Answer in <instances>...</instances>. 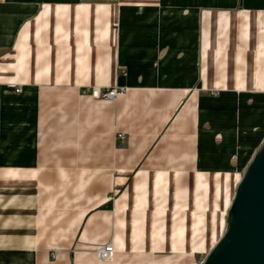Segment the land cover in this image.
Masks as SVG:
<instances>
[{
    "label": "crops",
    "instance_id": "crops-1",
    "mask_svg": "<svg viewBox=\"0 0 264 264\" xmlns=\"http://www.w3.org/2000/svg\"><path fill=\"white\" fill-rule=\"evenodd\" d=\"M263 147L264 0H0V264H78L88 212L211 253Z\"/></svg>",
    "mask_w": 264,
    "mask_h": 264
},
{
    "label": "rangeland",
    "instance_id": "rangeland-1",
    "mask_svg": "<svg viewBox=\"0 0 264 264\" xmlns=\"http://www.w3.org/2000/svg\"><path fill=\"white\" fill-rule=\"evenodd\" d=\"M89 90L92 92L96 90V88L94 90L90 88ZM121 92L122 91H120V93ZM96 98L115 100L117 97L115 99H109L103 96ZM88 184L89 182L85 183V185ZM217 189L218 187L214 188L215 195H217ZM89 191L90 189L88 188V186L86 187V190L81 189L79 192L76 189V186L72 187V189L70 190V196H69L70 202L68 204V207L64 205V208H67L68 216H70V219H72L74 215H77V213H79V210H82L84 208L81 201L87 200L86 211H88V207L92 206V204L88 202ZM175 203L176 201L171 200L170 203L167 204V207L170 208ZM125 217L127 218L129 216L126 215ZM94 220L96 219L94 218L93 213L88 212V215L85 218L86 225L84 224L80 230L74 229L77 233L78 231H80L78 237H81L83 233V238H85V242L77 241L75 245H72L70 248H68V250H71V254L73 253L74 255L76 253V256L77 254H80L77 256V260L79 261L78 264H97L96 259L93 255L96 254L97 258L99 259L98 254L96 252V247L101 246L99 245L101 243L111 242L117 233L120 234L122 233L121 237H123L124 240L126 241L128 240L127 242H129L130 237H132V235H130V229L114 230L107 228L106 227V225L108 224L107 218L99 219V221L96 224H102V225L97 227L95 226ZM170 221L172 220L167 221L168 224H171ZM200 225L201 226H199L198 228L193 229V234H191L189 240L185 241L181 245L180 247L182 248L181 250H176V248L173 247L171 242H163V243L158 242L149 245L151 249L153 248L152 250L149 249L147 251H139L138 249H136L134 245V241L130 240L131 242L129 243L131 245L129 246V250L122 249L123 251L117 252L118 254L116 258H115V254H116V250H115V254L112 259L106 261L100 259L99 260L101 262H104L102 264H204L205 261L210 257V253L204 252L203 247L204 246L208 247L207 243L210 244V239L212 237V232L214 228L220 226V224L215 219L212 226L207 224V221L203 222ZM74 230L73 231L70 230L66 238L70 237L71 239L72 237H74L75 236ZM170 231L174 232L175 230L173 231L170 228ZM65 247H69V246H65ZM155 248L158 249L155 250ZM56 255L57 252H54L52 258L54 259V256Z\"/></svg>",
    "mask_w": 264,
    "mask_h": 264
},
{
    "label": "water",
    "instance_id": "water-1",
    "mask_svg": "<svg viewBox=\"0 0 264 264\" xmlns=\"http://www.w3.org/2000/svg\"><path fill=\"white\" fill-rule=\"evenodd\" d=\"M204 264H264V147L238 187L227 235Z\"/></svg>",
    "mask_w": 264,
    "mask_h": 264
},
{
    "label": "built area",
    "instance_id": "built-area-1",
    "mask_svg": "<svg viewBox=\"0 0 264 264\" xmlns=\"http://www.w3.org/2000/svg\"><path fill=\"white\" fill-rule=\"evenodd\" d=\"M20 92V89L18 90ZM120 91L117 89H112V90H94L92 94L95 97H106L109 99H115L119 95ZM118 138L121 140H125L126 136L124 134H119ZM96 252L98 254V257L100 260H110L114 257L115 254V249L112 244H106V245H101L96 247ZM206 262V261H205Z\"/></svg>",
    "mask_w": 264,
    "mask_h": 264
}]
</instances>
